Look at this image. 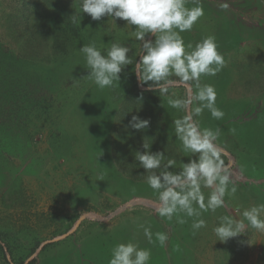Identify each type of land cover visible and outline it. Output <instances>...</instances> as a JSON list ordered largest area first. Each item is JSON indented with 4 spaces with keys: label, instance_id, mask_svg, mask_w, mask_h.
<instances>
[{
    "label": "rangeland",
    "instance_id": "1",
    "mask_svg": "<svg viewBox=\"0 0 264 264\" xmlns=\"http://www.w3.org/2000/svg\"><path fill=\"white\" fill-rule=\"evenodd\" d=\"M199 2L203 17L181 36L193 46L215 36L225 66L201 83L215 87L225 115L216 120L205 110L198 119L220 129L238 191L204 213L207 227L194 233L190 218L180 225L153 213L155 197L135 160L144 139L177 166L191 154L172 123L186 113L138 81L134 28L93 21L81 0H0V264H108L112 248L129 241L151 249L149 264H264V232L248 228L220 242L212 231L217 217L239 219L264 203V0ZM73 14L81 20L73 23ZM92 41L103 53L113 42L130 49L132 64L110 88L73 80L87 75L79 49ZM168 95L186 98L188 87ZM133 116L149 127L132 129ZM140 223L167 232V244H150Z\"/></svg>",
    "mask_w": 264,
    "mask_h": 264
},
{
    "label": "clouds",
    "instance_id": "2",
    "mask_svg": "<svg viewBox=\"0 0 264 264\" xmlns=\"http://www.w3.org/2000/svg\"><path fill=\"white\" fill-rule=\"evenodd\" d=\"M81 0L80 11L99 21L110 18L116 27L117 20L132 27L131 36L140 42L141 52L136 60L139 83L155 89L167 97L168 105L186 114L175 119V137L191 157L187 162L165 156L164 152L151 151L143 141V151L135 152V160L144 170L145 181L155 197L153 213L168 221L183 225L190 218L193 232L207 227L204 213H215L226 206L225 197L238 191L233 180L225 152L219 144V128L201 127L198 117L207 110L211 117L220 120L225 113L216 105L217 92L209 83H201L202 76L214 77L225 66L214 35L204 37L194 46L186 45L181 33L191 31L203 17L199 0ZM227 7V5H224ZM73 23L81 17L73 14ZM109 22V19H108ZM154 37V39H152ZM87 65V75L82 79L92 81L98 88H110L120 80L126 66L132 64L129 47L113 42L103 53L94 41L80 47ZM187 85L186 98L168 95L169 88ZM193 84L195 90H193ZM195 105V106H194ZM194 106V107H193ZM150 120L133 116L129 126L137 131L147 129ZM207 189V193L205 192ZM241 218L232 215L217 217L212 229L217 241L227 242L241 236L248 228L264 232V203L252 205L242 211ZM138 229L150 244L165 246L167 232L153 233L150 226L140 223ZM152 252L135 241L118 243L111 250L108 264H149Z\"/></svg>",
    "mask_w": 264,
    "mask_h": 264
}]
</instances>
